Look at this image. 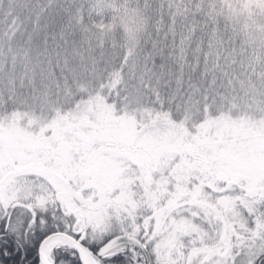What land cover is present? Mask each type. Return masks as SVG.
Listing matches in <instances>:
<instances>
[{
  "label": "snow or ice",
  "instance_id": "6c2138e0",
  "mask_svg": "<svg viewBox=\"0 0 264 264\" xmlns=\"http://www.w3.org/2000/svg\"><path fill=\"white\" fill-rule=\"evenodd\" d=\"M0 264H264V0H0Z\"/></svg>",
  "mask_w": 264,
  "mask_h": 264
}]
</instances>
